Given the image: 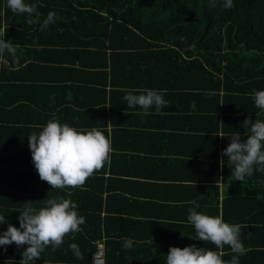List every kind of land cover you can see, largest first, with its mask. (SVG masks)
Masks as SVG:
<instances>
[{"label": "trees", "instance_id": "trees-1", "mask_svg": "<svg viewBox=\"0 0 264 264\" xmlns=\"http://www.w3.org/2000/svg\"><path fill=\"white\" fill-rule=\"evenodd\" d=\"M27 2L40 14L32 24L0 0V35L17 46L15 60L0 59V214L7 219L0 231L19 227L26 202L39 209L64 197L85 223L35 264H92L99 242L105 264H165L170 246L190 245L229 261L227 245L196 239L187 222L193 207L239 224L247 249L240 264H264V173L236 181L222 155L232 135L247 139L245 119H264L253 100L264 89V0H234L231 9L207 0ZM49 11L57 18L41 29ZM144 88L162 90L169 103L160 113L143 115L123 99ZM151 115L167 120L160 131L174 137L171 147L191 143L192 151L178 150L165 163L150 159ZM51 119L96 128L110 140L109 160L81 187L52 189L34 168L28 136ZM140 146L148 151L141 160L133 155ZM168 169L187 177L170 184L161 180ZM257 186L260 197L249 194ZM172 188L180 191L174 200ZM124 238L132 249L122 247ZM73 242L80 259L68 247ZM26 246L0 247V264H19Z\"/></svg>", "mask_w": 264, "mask_h": 264}, {"label": "clouds", "instance_id": "clouds-1", "mask_svg": "<svg viewBox=\"0 0 264 264\" xmlns=\"http://www.w3.org/2000/svg\"><path fill=\"white\" fill-rule=\"evenodd\" d=\"M6 4L13 13H26L29 24L34 22V13L37 17L40 15L37 6L27 0H6ZM207 4L210 8L220 4L223 9H231L234 0H207ZM56 18L57 13L49 11L40 22V28H47ZM4 37L0 35V59L11 56L15 60L17 46ZM123 99L130 108L138 107L143 115H148L150 109L160 113L169 103L162 90L149 88L128 91ZM253 100L255 106L264 111V89L256 90ZM242 126L246 129L247 139L241 140L239 133L232 135L222 155L227 158V165L236 181L246 183L254 172L264 173V119H245ZM28 146L39 178L52 189L83 186L87 178L107 163L111 152L110 140L101 130L77 129L56 119L49 120L39 132L31 133ZM224 162L221 161L222 164ZM187 211V222L193 226L196 239L210 242L217 249L227 245L234 255L229 261H224L217 251L207 248L170 246L165 264H240V257L247 251L241 239V226L226 222L218 215L198 212L193 207ZM19 213V227L8 223L7 228L0 231V247L13 243L17 247L27 245L23 248L19 264H35L46 247H59L66 234L80 231V226L85 223V217L78 213V204L64 197L48 198L39 209L26 202ZM6 220L0 214V226ZM68 247L77 259L82 257L77 243L73 242ZM122 247L132 249L133 240L124 238Z\"/></svg>", "mask_w": 264, "mask_h": 264}, {"label": "crops", "instance_id": "crops-1", "mask_svg": "<svg viewBox=\"0 0 264 264\" xmlns=\"http://www.w3.org/2000/svg\"><path fill=\"white\" fill-rule=\"evenodd\" d=\"M147 119H148V125H151V126L155 127V130H151V132H153V134L156 135L155 138H153L154 139V147L152 146L153 147V151H154L153 152V156L151 154L148 155V157H150V159L151 158H156L158 160H163V162H164V159H166V158H173L175 152L178 151V150L179 151H189V152L192 151V146H190L191 143H189V144H187L185 146L184 145H178V143H177V144H175V145H173L171 147L172 142L176 141V140H174V137L169 136V135L166 136L165 135L166 133L164 132L165 130L160 131V128H161L162 124H168V122H166L167 120L160 119L159 116H155V115H151ZM168 134H171V133H168ZM145 149H147V148H142L140 146V148L133 153L135 158L141 160V158H139V157H145V155H147V152H148ZM148 150H151L149 145H148ZM168 151H169V153H168ZM170 153L172 155H167V154H170ZM155 155H157V156H155ZM139 172H141V168H140ZM182 177H187V175L183 174V173L177 174V173H175L173 171H170L168 169V170H166V177L162 176L161 180H165L166 179L165 180L166 182H172L170 184H180L182 182V181H180V180H182ZM156 182H159V181H156ZM221 188H222L223 191L227 190V186H225V185H223ZM249 194L260 197L262 195V189H261L260 186H257V188L251 189ZM170 197H172L173 200L175 198H177V197H180L179 189L172 188V193L170 194ZM163 203H165V202H163ZM165 204H167V203H165ZM165 255H166V253L163 255V257Z\"/></svg>", "mask_w": 264, "mask_h": 264}, {"label": "built area", "instance_id": "built-area-1", "mask_svg": "<svg viewBox=\"0 0 264 264\" xmlns=\"http://www.w3.org/2000/svg\"><path fill=\"white\" fill-rule=\"evenodd\" d=\"M92 264H105L104 244L101 242L98 243L97 252L92 256Z\"/></svg>", "mask_w": 264, "mask_h": 264}]
</instances>
